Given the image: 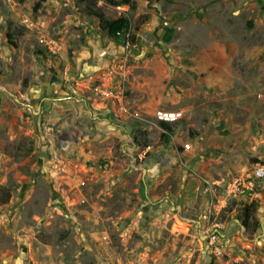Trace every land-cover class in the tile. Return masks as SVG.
<instances>
[{"label":"rangeland","instance_id":"374dc122","mask_svg":"<svg viewBox=\"0 0 264 264\" xmlns=\"http://www.w3.org/2000/svg\"><path fill=\"white\" fill-rule=\"evenodd\" d=\"M119 1L126 45L81 0H0V264H225L205 227L260 264L264 199L207 188L264 164V0Z\"/></svg>","mask_w":264,"mask_h":264},{"label":"built area","instance_id":"2783aa9c","mask_svg":"<svg viewBox=\"0 0 264 264\" xmlns=\"http://www.w3.org/2000/svg\"><path fill=\"white\" fill-rule=\"evenodd\" d=\"M24 22L27 24L30 22V19L26 18ZM185 117V112L182 110L157 109L154 112V118L159 124L175 125L184 120ZM191 147L190 142L184 144L185 150H189ZM216 187H222L225 190L226 201L250 200L253 202L257 199H264L261 192L264 189V164L257 163L252 166L247 175L228 178L223 182L216 181L213 185L210 184L207 189L212 191ZM200 235L211 252L223 258L225 264H231L232 260L224 257L226 250L222 242L225 235L222 231L218 228L205 227L201 229ZM260 264H264V259Z\"/></svg>","mask_w":264,"mask_h":264},{"label":"trees","instance_id":"16d2710c","mask_svg":"<svg viewBox=\"0 0 264 264\" xmlns=\"http://www.w3.org/2000/svg\"><path fill=\"white\" fill-rule=\"evenodd\" d=\"M45 0H41L43 2ZM84 3L86 13L92 18L99 21L101 34L109 41L117 44L126 45L131 39H134L132 34V23L127 17H120L117 19H108L101 8L99 2L111 6H119L122 4L119 0H81ZM40 5V3H39ZM164 129L170 130V126L162 124ZM247 210V217L249 218V208ZM244 224L247 226L248 221Z\"/></svg>","mask_w":264,"mask_h":264}]
</instances>
